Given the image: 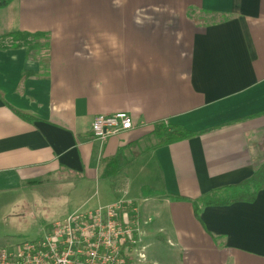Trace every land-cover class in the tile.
Masks as SVG:
<instances>
[{
    "label": "crops",
    "instance_id": "obj_1",
    "mask_svg": "<svg viewBox=\"0 0 264 264\" xmlns=\"http://www.w3.org/2000/svg\"><path fill=\"white\" fill-rule=\"evenodd\" d=\"M19 32L48 34L49 50L0 49V199L79 180L95 193L67 217L132 202L146 253L166 242L178 264H264V187L200 219L171 200L240 185L264 165V0H14L0 38ZM119 113L134 129L95 139V118ZM161 123L194 137L153 150ZM120 153L130 164L104 179Z\"/></svg>",
    "mask_w": 264,
    "mask_h": 264
},
{
    "label": "built area",
    "instance_id": "obj_2",
    "mask_svg": "<svg viewBox=\"0 0 264 264\" xmlns=\"http://www.w3.org/2000/svg\"><path fill=\"white\" fill-rule=\"evenodd\" d=\"M130 114L95 118L94 138L107 142L134 129ZM140 219L132 202L118 201L90 212H75L56 222L37 241L0 247V264H144Z\"/></svg>",
    "mask_w": 264,
    "mask_h": 264
},
{
    "label": "rangeland",
    "instance_id": "obj_3",
    "mask_svg": "<svg viewBox=\"0 0 264 264\" xmlns=\"http://www.w3.org/2000/svg\"><path fill=\"white\" fill-rule=\"evenodd\" d=\"M39 42L40 51L35 53L45 57L47 55L44 50L45 42L44 40ZM12 43L11 37H2L0 38V49L11 46ZM55 184L51 183L50 186H44L37 190L17 192L7 199H0V247H10L43 238L56 222L67 217V213L73 207L78 209L81 207L80 203L95 193L92 184L79 180L66 184L61 183L64 187H55ZM17 201H23L18 206L20 210L9 211L10 208L17 207ZM98 206V199L94 197L87 205L83 206V210L89 211ZM160 246L163 248H160L159 252L157 247L149 249L147 252L149 262L144 264H153L154 257L166 264H178L179 250L169 248L166 242Z\"/></svg>",
    "mask_w": 264,
    "mask_h": 264
},
{
    "label": "trees",
    "instance_id": "obj_4",
    "mask_svg": "<svg viewBox=\"0 0 264 264\" xmlns=\"http://www.w3.org/2000/svg\"><path fill=\"white\" fill-rule=\"evenodd\" d=\"M14 0H0V10L8 7ZM11 39L13 41L11 46L3 47L7 48H27L29 54L40 51V40H44V50H49V35L46 33H15L12 34ZM33 74L24 72V77H29ZM23 118H27L24 115H20ZM194 137V135L184 128L173 126L165 123H161L155 126V129L151 135L149 141H151L153 150L177 143L186 139ZM138 144H136L137 146ZM130 164V160L122 153L118 154L115 158L109 160L104 166V179H113L120 175ZM264 187V165H262L256 171L255 175L247 182L240 185L230 186L214 190L197 201H190L181 197H171L173 201L191 202L193 204L195 214L200 219L201 212L206 207L211 206H230L239 202L255 201L258 193ZM131 264V263H130Z\"/></svg>",
    "mask_w": 264,
    "mask_h": 264
},
{
    "label": "clouds",
    "instance_id": "obj_5",
    "mask_svg": "<svg viewBox=\"0 0 264 264\" xmlns=\"http://www.w3.org/2000/svg\"><path fill=\"white\" fill-rule=\"evenodd\" d=\"M114 4H117L118 6V0H114ZM100 38L103 40H106L108 47L113 50H116L121 47V45L119 44L118 38L114 34L101 33ZM101 52H102V48L100 47L99 44H96L94 55L99 57L101 55ZM95 86L97 89L101 91L103 90V85L101 83H97ZM22 203L23 201H17L16 202L17 207H12L9 209V211H12V212L19 211L20 209L18 206Z\"/></svg>",
    "mask_w": 264,
    "mask_h": 264
}]
</instances>
